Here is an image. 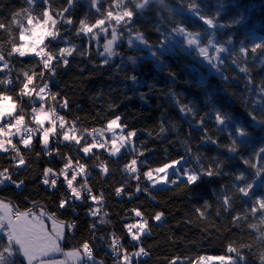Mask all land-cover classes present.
Returning <instances> with one entry per match:
<instances>
[{
  "label": "trees",
  "instance_id": "16d2710c",
  "mask_svg": "<svg viewBox=\"0 0 264 264\" xmlns=\"http://www.w3.org/2000/svg\"><path fill=\"white\" fill-rule=\"evenodd\" d=\"M36 4L35 11L31 13L33 16H39L45 7L42 0H36ZM189 4H194L195 11L210 18L216 17L219 11L218 23L225 27L215 29L217 42L228 45L230 53L234 52L237 56H243L239 48L247 46V61L238 59L237 63L240 67H247L248 73L241 72L233 63L234 57L228 53H225V63L221 66L223 71L219 74L207 73L194 53H186L179 47L157 59L148 49L129 46L127 31L115 46L116 56L112 61L102 64L101 59L95 58L91 63L88 38L79 32L81 20L94 24L100 18L95 8L91 7L90 0H73L70 8L68 0H49V10L57 20L55 30L63 39L52 41L46 50L58 52L59 48L68 47L72 49V55L67 57L69 64L64 66L61 63L50 80L45 72L50 92L56 94L55 101L50 94L47 95L45 107L59 108L60 98L72 94L83 82L91 91L84 99L91 112V120L80 119L74 104L69 103L62 115L67 122L66 129L74 125L77 135L83 137L81 145L77 146L74 141L61 143L58 145L59 154L54 150L51 156L42 151L38 139L33 140L32 150L25 149L14 139L25 165L17 166L19 157L13 159L16 154L9 149L7 153L0 152V170L8 168L13 179L22 180L24 184L20 189L13 184L0 185V200L15 210L32 209L36 214L44 210L54 213L61 222L74 223V229L66 230V238L60 243L62 251L78 249L87 241L96 259L104 264H122L125 254L132 257V264H171L172 261L175 264H192L202 256H227L231 245L246 257L248 264H260L259 257L264 252V241L260 239L264 223L261 222V214L257 212L254 215L250 208L256 197L264 196V187L257 181L252 198L243 197L237 191L243 182L236 181L235 176L240 172L251 176L255 171L244 164L242 158L251 159L252 164L261 166L255 153L264 146V128L253 123L249 113L256 109L254 114L257 119L264 118L260 115L264 105V92L260 91L261 85H264V55L260 49L255 54L250 49L255 43L264 42V0H222L223 6L219 0H164L163 5L154 0L151 7L136 18L132 36L135 37L136 30H139L155 51L175 22L193 33L205 34L203 21L197 15L186 12L193 10ZM28 7L24 0H0V20L11 25L10 32L0 30V51L6 58L11 42L20 43L19 26L13 23V15L21 12L16 20L24 25L27 19L23 10ZM64 8H68V12H64L63 16L70 18L72 24L64 23L58 15ZM107 8L105 3L104 9ZM241 16L240 23H233ZM229 39L232 41L230 44L227 43ZM130 57L135 59V63ZM8 59L10 77L14 79L13 90L8 94L15 99V93L22 86L23 71H29V74L35 71L38 75L43 71V65L38 63L40 58L14 55ZM90 66L100 68V72L86 74L85 70ZM34 84L37 91L43 86L40 79H36ZM28 99L24 98L25 111L22 113L26 118L32 106ZM182 106L185 109L190 107L192 111L181 112ZM216 110L231 117L226 126L219 125L215 120ZM117 115L126 126L133 119L153 118L155 126L145 128L149 143L155 147L127 152L123 163L110 158L106 149H93L95 156L90 153L88 157L79 152V147L93 142V135L100 142L99 134L93 132L90 126H102ZM237 125L249 135L240 137L235 131ZM232 139L237 141V153L228 151ZM50 147L56 149L57 143L50 140ZM69 157L72 158V166L78 167L77 161L85 165L88 187L93 195L102 196L98 202L87 199L73 201V207H59V200L70 196L63 175H59ZM180 157L188 161V167L203 165L215 168L214 160L223 161L221 174L204 176L197 185L171 184L151 190L143 173ZM134 158L138 160L137 172L129 173L125 171V164ZM101 163L109 169L108 173L99 167ZM47 167L58 175V191L42 183L43 171ZM52 178L56 177L50 175L49 179ZM85 179L84 175H78L77 181L73 182L74 187L79 188ZM137 187L141 190L137 191ZM117 188L122 189L120 196L116 195ZM146 188L148 191H144ZM82 195L87 193L82 192ZM224 195L231 199L228 210L222 202ZM205 201L208 204L206 208ZM255 206L258 208V205ZM133 209L141 211L142 217H136ZM92 212L96 214L92 215ZM158 212L163 215L156 222L154 215ZM237 215L240 216L238 222L234 221ZM143 219L148 221V231L141 235L139 242H133L126 225ZM189 236H196V240L188 242L186 239ZM112 238L121 242L123 255L120 257L111 254ZM3 239L6 242V235ZM140 247L148 255L132 256ZM16 264L25 262L17 257Z\"/></svg>",
  "mask_w": 264,
  "mask_h": 264
},
{
  "label": "snow or ice",
  "instance_id": "6c2138e0",
  "mask_svg": "<svg viewBox=\"0 0 264 264\" xmlns=\"http://www.w3.org/2000/svg\"><path fill=\"white\" fill-rule=\"evenodd\" d=\"M24 2L29 5V7L23 10V14L27 19V25L29 27L25 28L22 23L17 22L16 17L20 16L21 12H16L13 15V23H18L19 26V41L11 42V50L6 55L0 51V152L7 153L9 149L15 152L16 157H19L17 166L25 165V159L21 155L20 149L17 147V143L22 144L25 149L32 150L33 140L38 139L42 144V151L51 156L52 152L55 150L59 154L58 145L64 142H75L77 146L81 145L83 139L82 136L77 135V129L75 127H68L66 129V121L63 115H59L55 107H45V101L47 95H51L53 101L56 100V94L50 92L49 82L45 80V72L48 74V80L51 79L56 73V68L62 63L64 66L69 64L67 57L72 55V49L68 47L59 48L58 52L46 50L52 41L62 40L63 37L60 33L56 31L57 20L53 17L52 12L49 10V0H42L43 5H45L42 13L39 16H33L31 13L36 9V0H24ZM154 0H90L91 7L95 8L96 13L99 14L100 18L95 20L94 24H88L86 20L80 21L79 32L85 34H92L94 29H98L99 32L108 33L109 26L111 27V38L107 40L104 44V52L107 53L109 57L116 55L113 50V45L122 39L123 33L128 32L129 39L128 44L133 45L134 40L132 38V32L135 28L136 18L143 13L146 9H149L153 4ZM161 5L164 4V0H157ZM222 5V0H219ZM108 4V8L104 9V4ZM73 0H68L69 8L72 6ZM223 6V5H222ZM189 8L194 10V15H197L205 25L211 29L219 27H225L223 24H219L217 17L219 16V11L216 13V17H208L206 15L200 14L195 11L196 6L194 4H189ZM64 12H68V8H64L58 15L64 20L66 24H72L73 21L70 18H64ZM243 17L240 19H234L233 23L238 24L241 22ZM114 22V23H113ZM117 26H119L120 31H118ZM0 30L9 31L11 30V25L5 24L0 20ZM159 31V28L156 29ZM79 34V33H78ZM171 34L184 37V42H186L188 48L183 49L184 51L197 52L198 57L202 58L201 62H207V64L215 69L218 73L223 71L222 67L225 63V53H228L234 57L233 63L237 64L241 72L248 73L247 67H240L237 63L238 59L247 61V53L249 48L247 46H241L239 48V53H243V56H237L236 53L231 52L225 47L224 43L213 42L212 39H208L206 44L202 41L199 33H193L186 29L185 26L179 22L173 23L170 33L164 36V40L159 42V48L153 51V45L144 37L139 30H136L135 41H140L148 50L151 52L153 57L159 59L163 56L165 52L171 51L174 47L172 44L168 43L171 39ZM98 35V33H96ZM214 36L215 33L213 32ZM48 41L46 44L45 41ZM179 43V42H178ZM227 43H232L231 39ZM260 49L261 54L264 55V42L255 43L250 51L251 53H257ZM18 54V57H25L26 55L33 54L35 57H39L38 63H42L43 71L38 75L35 71L29 74V71H23V80L20 81L22 85L18 93H15V99L13 95L8 94L13 90L14 79L10 77L9 69V59ZM132 62L135 63L134 58ZM55 61V63H54ZM105 59L104 63H107ZM8 72H5V70ZM36 79H40L43 86L39 87L37 91V86L34 84ZM135 80V76L132 77ZM227 79V77H225ZM260 91L264 92V85H261ZM35 95L36 99H33ZM28 97V102L32 105L30 108V113H28V118H26L24 113V98ZM38 104V106H36ZM69 107L68 102L65 100L63 103L59 104V108L67 109ZM181 112L188 111L191 112L192 109L189 107H181ZM256 109H253L249 113L251 121L261 128H264V118L257 119L254 114ZM261 117H264V105L261 106L260 110ZM215 120L219 125L226 126V122L231 120L227 114H222L220 111H215ZM57 121L59 125L57 126ZM75 123V122H73ZM48 125V126H46ZM126 125L123 124L122 119L117 115L114 119H110L107 122L106 129L113 135L110 140L104 142H97L95 136L93 135V142L86 144L83 147H79V152H82L85 157H88L93 153V149L100 148L106 149L109 153V157H116L118 154L122 158L126 153H122V149H126L127 152L134 153L136 151L135 145L133 144L131 138L136 135L134 131H128L127 135H116V130L121 129L123 132ZM164 129L162 128L161 131ZM87 131V130H85ZM96 130L94 129L93 132ZM100 135H103L104 129H100ZM235 131L240 137H247L249 133L239 125L236 126ZM62 135V139H60ZM92 135V133H89ZM231 136V133H230ZM14 139H17V143H14ZM56 140L57 148L53 149L50 147V140ZM110 144V147L108 145ZM237 141L232 139L231 145L228 147V151L231 153H237ZM67 147L68 145L65 144ZM258 160L261 162V166L257 167L255 164L251 163V159H243V163L249 165L255 169L251 176H246L244 172L235 176L236 181L243 182L242 186L237 188L239 193L243 194V197L252 198V190L256 187L257 181L260 182V186L264 187V146L260 147L259 152L255 153ZM143 155V152L140 153ZM39 156V153H37ZM197 162L199 163V157H197ZM136 158L131 159L130 162L125 164V171L129 173L137 172ZM215 168L204 167L200 165L199 167H188V161L184 157L174 159L171 162H166L162 167L155 169L156 173H163L162 176H153L152 170L145 171L143 173L144 177L148 181L152 182L153 187L157 184H168L172 183L182 184L184 186L197 185L204 176L213 177L215 175L221 174V166L223 161L218 159L213 161ZM78 167L76 169L72 168V158L69 157L67 163L60 170L59 175H63L64 181H66V191L70 190V196L64 197L59 200V207L61 209H66L68 207H73V201H81L91 199L94 202H98L102 196H97L92 194V189L87 185L88 174L85 172V165L77 161ZM99 167L104 173H108L109 169L101 163ZM84 175L86 179L80 187H74L73 182L77 181L78 175ZM171 175H178L179 180L171 179ZM227 175V173H224ZM50 175L56 178L49 179ZM70 176V178H69ZM43 181L42 183L46 186L51 187L53 190L58 191V175L53 172L51 167H47L43 171ZM139 179V177H137ZM7 184H13L20 189L24 184V181H16L12 177V173L8 168L0 170V185L7 186ZM235 186V185H234ZM141 189L137 187V191ZM148 191V189H144ZM82 192H86L87 195H82ZM122 194V189H116V195L120 196ZM154 198V197H153ZM219 198V196H218ZM223 205L225 210L231 207V199L227 195L223 196ZM258 205V208L255 206ZM35 207V204H33ZM208 207L207 201H205V208ZM136 217H142V212L133 209ZM199 212L200 209H197ZM251 213L254 215L259 212L261 214V222L264 223V196L256 197L253 201V206L250 208ZM92 212V215H95ZM163 213H156L154 219L160 221ZM201 215L203 213L201 212ZM52 221V227L49 230L45 223V220ZM240 216L234 217V221L238 222ZM104 222V221H101ZM74 223H65L59 221L55 214H49L44 210H41L39 214H36L32 209L27 211L16 210L13 212L8 203L0 200V264H16V258L22 257L26 264H56L53 261H46L42 259L43 257L49 256L50 253L62 251L60 243L66 238V230L71 231L74 229ZM95 224L92 228L95 229ZM250 227H255V225H250ZM128 234L131 237V241L139 242L141 239V234L148 231V221L143 219L137 223L126 225ZM133 229H137V232H133ZM6 235V242L3 237ZM260 239L264 241V233H261ZM135 246V244L133 245ZM113 251H116V246L113 245ZM229 253H236V259L232 256H219L213 257L212 259L219 260L221 264H248L245 256H243L236 248L229 245ZM141 255H148L143 247L132 254V256L139 257ZM66 257L71 258L76 262V264H104V262L98 261L94 256L93 250L90 244L85 241L80 248L73 249L65 253ZM203 259V258H201ZM260 264H264V252H261ZM124 264H132V257L125 254L123 256ZM171 264H175L172 261Z\"/></svg>",
  "mask_w": 264,
  "mask_h": 264
},
{
  "label": "rangeland",
  "instance_id": "374dc122",
  "mask_svg": "<svg viewBox=\"0 0 264 264\" xmlns=\"http://www.w3.org/2000/svg\"><path fill=\"white\" fill-rule=\"evenodd\" d=\"M186 12L189 13V14L194 15L193 14L194 13L193 10H187ZM23 26L25 28L29 27L27 25V21H26V23ZM204 26H205V34H203V35L200 34V36L202 38V41L205 44H206L208 39H212L214 43L217 42L216 35H214V36L212 35L213 32L215 33V29L216 28L215 29H211L205 24H204ZM118 27L119 26H117V28ZM96 33H98V35H96ZM83 34L88 38V41H89V56H90L91 63L94 62L95 58L101 59L102 64H104L105 59H107V61H112L115 58L116 55H113V56L109 57L107 55V53L104 52V44L107 43V40L111 38V27L110 26H109V29H108V33H102V32H99L98 29H94L92 34H85V33H83ZM132 38L134 40V44H133L134 46L137 45L136 47H140L142 49H148L140 41H135V37L134 36H132ZM119 41H120V39H118V41L113 45V50L115 49V46L118 44ZM168 43L172 44L174 47H179L182 50L188 48L186 42H184V37L183 36H178V35H175V34H171V39L168 41ZM129 46H131V45H129ZM225 47L228 48L229 46L226 45ZM173 48H172V50H173ZM184 52L190 53L188 51H184ZM192 53H194L197 56V58L199 60V63L202 64L203 66H205V68L207 70V73H209V74H219L215 69H212L207 64L206 61L205 62H201L202 58L198 57L197 52L192 51ZM16 55L18 56V54H16ZM25 57L39 58V57H35L33 54L26 55ZM99 72H100V68H93L92 66L88 67L85 70L86 74L99 73ZM202 78H203V76H201V79ZM90 94H91L90 89L87 86H85L84 83L82 82V83L79 84L77 89L72 94L63 95L60 98L59 102L61 104V103H63L66 100L68 102V104L69 103L74 104V106L76 107L77 116L80 119H84V120H89L90 121L91 120V116H90L91 112L89 111L87 106L84 104L85 97L90 95ZM35 99H36V97H35ZM56 110L58 111L59 115L64 114V109L56 108ZM87 123L90 124V122H87ZM155 124H156L155 120L153 118H150V117H145L143 119H133V120H131L129 122L128 126H126L124 128L123 132L121 131V129H117L116 130V135L117 134H118L117 136H119V135H127L128 131H134L136 133V135L134 137H132L131 140H132L133 144L135 145L136 151L137 150H142V149L153 148L155 146H152L149 143V141L147 139V134H146V128L145 127L146 126L154 127ZM106 125H107V123L102 124V126H100L98 124H94L93 126H90V129H92V130L95 129L96 130L95 132L97 134H99L100 142H104L106 140H110L112 135H113L111 132L107 131ZM100 129H104L103 135H100V131H99ZM108 147H110V144L108 145ZM121 151H122V153H126L127 154V150L126 149H122ZM107 154L109 155L108 151H107ZM126 154L122 158L120 157L119 154L116 157H112V158H114V160L117 161V162L123 163L125 161ZM152 172H153V176L154 177L163 175V173H156L155 170H153ZM170 176H171V179H175V180H179L180 179V177L178 175H171L170 174ZM146 181H147V184H148V186H149V188L151 190L164 188V187H167V186L172 184V183L157 184V185H155V187H153L152 182L148 181L147 178H146ZM156 222H158V221H156ZM131 224H133V223H131ZM133 232H137V229H133ZM128 236L131 239L129 234H128ZM186 240L188 242L194 241V240H196V236H189V237H187ZM66 252H68V251H66ZM227 254H228L227 256H232L234 259H236V253L227 252ZM201 258H203V259H201ZM212 258L213 257H210V256H202L199 259H197L196 261H194L192 264H221V262L219 260H215V259H212ZM57 261L60 262V263L61 262L63 263V261H66L67 264H76V262L74 260H72L69 257H66L65 255L63 257L58 258Z\"/></svg>",
  "mask_w": 264,
  "mask_h": 264
},
{
  "label": "crops",
  "instance_id": "0c3cea01",
  "mask_svg": "<svg viewBox=\"0 0 264 264\" xmlns=\"http://www.w3.org/2000/svg\"><path fill=\"white\" fill-rule=\"evenodd\" d=\"M45 223L46 225L48 226L49 230L51 229L52 227V221L51 220H45ZM71 251V250H70ZM66 251H59V252H53V253H50L49 256L47 257H43L42 259L46 260V261H53V262H56V264H67L66 261H63V263L61 262H58L57 259L60 258V257H63L65 255ZM22 258V257H21ZM23 260V258H22ZM24 261V260H23ZM25 264H26V261H24Z\"/></svg>",
  "mask_w": 264,
  "mask_h": 264
},
{
  "label": "built area",
  "instance_id": "2783aa9c",
  "mask_svg": "<svg viewBox=\"0 0 264 264\" xmlns=\"http://www.w3.org/2000/svg\"><path fill=\"white\" fill-rule=\"evenodd\" d=\"M70 127H75V126H74V125H70ZM53 141L56 142L55 139H53ZM72 168H73V169H76L77 167L72 166ZM80 175H81V174H80ZM11 210H12L13 212L16 211V210L13 209V208H11ZM111 243H112V246H113V245L116 246V251H112V252H111L112 256H113V257H120V256H122L123 254H122V251L120 250V247H121V242H120V240L115 239V238H112ZM122 264H124V261H123Z\"/></svg>",
  "mask_w": 264,
  "mask_h": 264
}]
</instances>
